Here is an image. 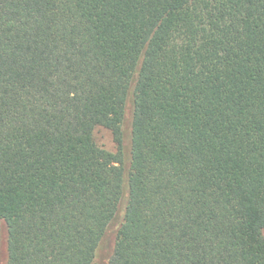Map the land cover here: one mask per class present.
<instances>
[{
    "label": "trees",
    "instance_id": "trees-1",
    "mask_svg": "<svg viewBox=\"0 0 264 264\" xmlns=\"http://www.w3.org/2000/svg\"><path fill=\"white\" fill-rule=\"evenodd\" d=\"M0 264H264V0H0Z\"/></svg>",
    "mask_w": 264,
    "mask_h": 264
},
{
    "label": "rangeland",
    "instance_id": "rangeland-1",
    "mask_svg": "<svg viewBox=\"0 0 264 264\" xmlns=\"http://www.w3.org/2000/svg\"><path fill=\"white\" fill-rule=\"evenodd\" d=\"M94 138L97 144L107 151L115 152L116 146L110 130L104 127H97L94 130Z\"/></svg>",
    "mask_w": 264,
    "mask_h": 264
}]
</instances>
